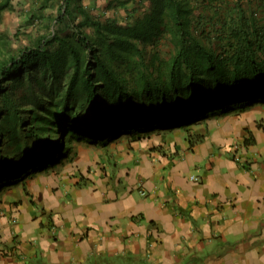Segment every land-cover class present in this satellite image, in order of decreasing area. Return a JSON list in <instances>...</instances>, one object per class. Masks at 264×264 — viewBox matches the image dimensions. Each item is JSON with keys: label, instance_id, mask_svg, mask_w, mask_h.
<instances>
[{"label": "trees", "instance_id": "16d2710c", "mask_svg": "<svg viewBox=\"0 0 264 264\" xmlns=\"http://www.w3.org/2000/svg\"><path fill=\"white\" fill-rule=\"evenodd\" d=\"M107 1L142 14L103 22L83 0H59L54 30L0 59V196L77 144L106 148L264 105V0Z\"/></svg>", "mask_w": 264, "mask_h": 264}, {"label": "crops", "instance_id": "0c3cea01", "mask_svg": "<svg viewBox=\"0 0 264 264\" xmlns=\"http://www.w3.org/2000/svg\"><path fill=\"white\" fill-rule=\"evenodd\" d=\"M125 138L3 189L0 264H264V105Z\"/></svg>", "mask_w": 264, "mask_h": 264}, {"label": "rangeland", "instance_id": "374dc122", "mask_svg": "<svg viewBox=\"0 0 264 264\" xmlns=\"http://www.w3.org/2000/svg\"><path fill=\"white\" fill-rule=\"evenodd\" d=\"M83 3L92 17L103 22L106 19H116L119 23H124L129 18L127 14L134 10L138 12L133 14V17L142 14V9H139L132 1L127 3L125 8L119 6L117 2L111 6L107 0H83ZM144 4L147 6L148 1ZM60 12L59 0H11L9 8L0 12V36L2 38L0 59L18 54L21 50L31 46L38 37L53 31V21ZM85 32L90 33L91 30L87 28ZM159 48L163 53L169 50L164 43H161ZM177 131L181 130L155 131L149 134L160 136L168 133L175 134ZM145 136L147 135L143 137ZM121 137L130 138L127 135ZM94 148L77 144L73 153L84 154L86 151H93Z\"/></svg>", "mask_w": 264, "mask_h": 264}]
</instances>
